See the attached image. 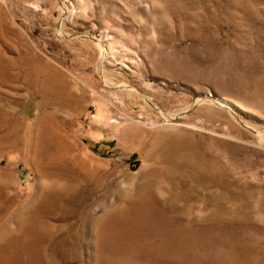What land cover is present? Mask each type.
Segmentation results:
<instances>
[{"label":"rangeland","instance_id":"rangeland-1","mask_svg":"<svg viewBox=\"0 0 264 264\" xmlns=\"http://www.w3.org/2000/svg\"><path fill=\"white\" fill-rule=\"evenodd\" d=\"M0 264H264V0H0Z\"/></svg>","mask_w":264,"mask_h":264}]
</instances>
